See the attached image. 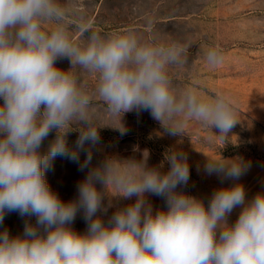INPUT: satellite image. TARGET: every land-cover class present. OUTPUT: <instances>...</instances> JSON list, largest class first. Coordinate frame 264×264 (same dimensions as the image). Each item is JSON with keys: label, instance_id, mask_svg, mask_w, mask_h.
<instances>
[{"label": "clouds", "instance_id": "clouds-1", "mask_svg": "<svg viewBox=\"0 0 264 264\" xmlns=\"http://www.w3.org/2000/svg\"><path fill=\"white\" fill-rule=\"evenodd\" d=\"M73 25L84 34L80 39ZM188 47L156 36L144 40L131 29L102 35L72 0H0V225L6 213L29 218L22 234L0 231V264H264V191L246 199L239 182L250 161L206 156L205 174L233 181L215 189L207 205L183 190L190 165L181 149H169L154 166L147 151L141 159L110 154L92 164L100 129L111 127L98 123L97 98L120 120L112 128L121 135L126 113L147 111L171 136L195 121L218 130L227 144L239 123L231 98L178 90L169 75L186 62ZM65 59L70 67H57ZM205 60L221 65L220 46L208 47ZM77 68L97 75L94 89L80 81ZM58 157L85 173L77 197L67 202L46 180ZM148 196L165 206L154 210ZM114 199L133 202L105 221ZM78 213L87 225L83 233L72 227Z\"/></svg>", "mask_w": 264, "mask_h": 264}, {"label": "rangeland", "instance_id": "rangeland-1", "mask_svg": "<svg viewBox=\"0 0 264 264\" xmlns=\"http://www.w3.org/2000/svg\"><path fill=\"white\" fill-rule=\"evenodd\" d=\"M66 2L61 0V3ZM72 3L102 35L131 29L144 40L156 36L163 42L187 44L186 62L169 69L175 87L178 90L191 88L205 97L223 92L234 102L239 121L225 144L216 136L218 130L206 129L195 121L184 127L181 136H171L149 112H130L123 117L126 131L121 135L118 129L112 128L121 127L120 120L110 117L106 105L97 98L94 108L98 123L111 127L100 129L101 143L93 150V165L106 155L141 159L147 151V163L154 166L164 161L169 149H181L188 154L190 165V180L183 190L202 198L207 205L215 189L230 186L233 181L222 183L216 175L205 174L206 156L242 157L251 162L239 181L246 189V199L264 191V0H72ZM73 35L77 39L84 35L78 25H73ZM215 45L222 49L224 60L221 65L210 67L205 52ZM57 67L67 70L70 63L67 59L58 61ZM75 72L89 90L95 88L96 74L79 68ZM77 135L75 132L69 135L70 145ZM53 138L54 133L44 141L42 151ZM83 159L84 153H81ZM167 168L164 162L163 170ZM84 175L78 171L76 163L58 157L52 169L46 172V180L67 202L77 197L76 185ZM147 198L154 210L165 206L160 197ZM132 202L114 199V207L108 209L103 219L107 221L116 207ZM239 212L240 208L233 210L228 218L230 223L236 220ZM26 219L29 218H22L16 212L6 213L0 231L7 228L13 236L22 234ZM30 220L35 223V217ZM72 227L80 233L86 230L82 214H77Z\"/></svg>", "mask_w": 264, "mask_h": 264}]
</instances>
